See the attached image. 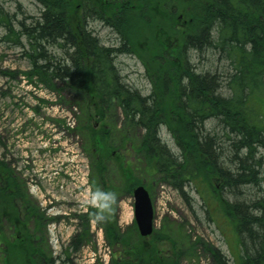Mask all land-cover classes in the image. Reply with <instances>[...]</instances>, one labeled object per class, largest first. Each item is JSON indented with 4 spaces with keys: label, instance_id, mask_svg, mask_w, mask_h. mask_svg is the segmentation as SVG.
<instances>
[{
    "label": "trees",
    "instance_id": "1",
    "mask_svg": "<svg viewBox=\"0 0 264 264\" xmlns=\"http://www.w3.org/2000/svg\"><path fill=\"white\" fill-rule=\"evenodd\" d=\"M33 1L41 6V15L30 24L20 22L18 31L3 19L9 32L5 39L25 49L30 79L53 90L59 81L81 96L89 124L83 128L97 152L100 179L105 180L108 167L98 152L111 157L108 118L119 109L126 125L144 132L136 149L147 173L161 176L186 200L184 189L195 188L225 235L234 264H264V197L250 192L264 186V0ZM89 20L114 32L119 45H102ZM191 53L219 54L230 66L225 80L211 70L199 72ZM122 55L138 57L152 84L150 94L143 96L124 83L116 67ZM96 117L101 127L95 126ZM210 122L220 131L208 129ZM163 130L177 152L163 140ZM126 144L123 132L120 146ZM119 164L126 176L124 189L132 193L142 183L127 175L126 163ZM21 182L0 161V262L64 264L53 257L45 239L47 219ZM106 232L110 245L123 248L113 264H182V236L175 241L154 231L142 238L136 225L132 238L112 224ZM88 235L87 222L75 237L74 250ZM168 241L170 254L158 246ZM206 251L216 264H229L219 248Z\"/></svg>",
    "mask_w": 264,
    "mask_h": 264
},
{
    "label": "rangeland",
    "instance_id": "2",
    "mask_svg": "<svg viewBox=\"0 0 264 264\" xmlns=\"http://www.w3.org/2000/svg\"><path fill=\"white\" fill-rule=\"evenodd\" d=\"M41 11V6L33 0H0V161L11 167L15 177L22 181L26 196L37 203L45 215V239L53 257H59V262L64 264H113L114 257L122 256V246L110 245L106 232V226L112 224L132 238L136 225L134 188L132 193L124 189L126 176L119 164L122 161L126 163L127 175H133L150 193L155 208V233L164 232L175 241L182 236V243H178L179 250L184 253L182 264H216L206 251L208 246L222 250L229 264H234L225 235L210 219L195 188L184 189L186 200L161 180V176L147 173V163L136 149L143 130L132 127L129 142L133 143L134 150L127 144L120 146L123 132L128 135V131L119 109L111 111L108 118L112 129L108 140L111 157L104 159L101 150L98 152L99 160L108 167L105 180L100 179L95 166L97 152L91 146L89 132L83 128L89 124L85 107L84 111L81 109V96L59 81L55 82L57 90H53L38 78L30 79L28 73L32 67L24 54L25 49L5 39L9 32L3 19L9 20L18 31L20 22L30 24ZM88 24L102 45H119L110 29L91 20ZM21 42L25 46L24 40ZM52 52L61 57L60 52ZM190 57L199 72L211 70L222 75L223 80L224 72L230 70L229 63L219 54L214 57L191 53ZM116 67L125 84L143 96L151 93V81L138 57L122 55ZM222 93L228 94L226 88ZM262 102L264 106V100ZM89 110L92 114L97 112L95 106H90ZM95 120V126L101 127L98 117ZM207 127L213 132L220 131L216 122H210ZM162 138L177 152L167 131H162ZM97 189L112 191L117 197L104 213L103 220L94 218L98 209L89 203L91 193ZM250 192L264 197V186L261 191L256 188ZM87 222L89 235L80 249L74 250L75 237L84 232ZM158 246L168 254L173 251L170 241Z\"/></svg>",
    "mask_w": 264,
    "mask_h": 264
},
{
    "label": "water",
    "instance_id": "3",
    "mask_svg": "<svg viewBox=\"0 0 264 264\" xmlns=\"http://www.w3.org/2000/svg\"><path fill=\"white\" fill-rule=\"evenodd\" d=\"M135 200V221L139 234L143 238L150 237L154 232L155 210L149 191L139 186L133 193Z\"/></svg>",
    "mask_w": 264,
    "mask_h": 264
},
{
    "label": "clouds",
    "instance_id": "4",
    "mask_svg": "<svg viewBox=\"0 0 264 264\" xmlns=\"http://www.w3.org/2000/svg\"><path fill=\"white\" fill-rule=\"evenodd\" d=\"M116 193L112 191H103L97 189L91 193L89 203L98 209V212L95 213L94 218L97 220L105 219L104 213L110 209V206L116 200Z\"/></svg>",
    "mask_w": 264,
    "mask_h": 264
},
{
    "label": "flooded vegetation",
    "instance_id": "5",
    "mask_svg": "<svg viewBox=\"0 0 264 264\" xmlns=\"http://www.w3.org/2000/svg\"><path fill=\"white\" fill-rule=\"evenodd\" d=\"M88 23H89V22H88ZM89 25H90V24H88V26H89ZM90 31H93L94 36L98 37V36L96 35V32H94L95 30H94L93 28H91ZM97 126H98V125H97ZM127 131H128V135H127V145L130 146V148H131L132 150H134V148H133V143H132V142H129V141H130V137H131V135L133 134V133H132V126H131V125H127Z\"/></svg>",
    "mask_w": 264,
    "mask_h": 264
}]
</instances>
